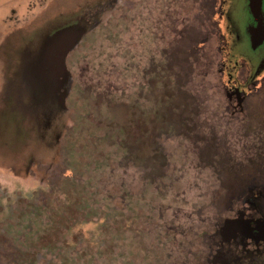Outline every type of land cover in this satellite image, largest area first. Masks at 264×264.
I'll list each match as a JSON object with an SVG mask.
<instances>
[{
    "label": "rangeland",
    "instance_id": "374dc122",
    "mask_svg": "<svg viewBox=\"0 0 264 264\" xmlns=\"http://www.w3.org/2000/svg\"><path fill=\"white\" fill-rule=\"evenodd\" d=\"M218 4L0 0V264H264V70Z\"/></svg>",
    "mask_w": 264,
    "mask_h": 264
},
{
    "label": "flooded vegetation",
    "instance_id": "af4514ba",
    "mask_svg": "<svg viewBox=\"0 0 264 264\" xmlns=\"http://www.w3.org/2000/svg\"><path fill=\"white\" fill-rule=\"evenodd\" d=\"M219 9V19L218 22L220 23L221 28V21L224 18L225 19V27H226V38L229 45V51L230 54L233 55V50L239 51L238 54H241L243 50H241L243 47V44L246 43V41L249 42L251 50H254V53L250 54H241L242 57L245 59V62L243 63L242 67L246 69L247 77L246 80L242 85H249L255 84L258 81L259 75H263L262 70H264V0H219L218 4ZM223 9V12L220 14V10ZM245 9V10H244ZM216 15V13H215ZM222 30V28H221ZM72 30H67L64 32V37H68V33H70ZM74 31L70 33L71 38H73ZM222 34L223 31L221 32ZM241 48H240V47ZM45 46L41 48V50L44 49ZM52 50L53 47H50ZM60 47H55L52 52V62L51 64L45 63L44 66L46 67H53L60 68L62 67L63 70L66 69L63 55L64 52L60 53ZM239 48V49H238ZM48 49V48H47ZM259 49H262L259 51ZM63 53V54H62ZM258 53V54H257ZM228 56H230L228 54ZM238 63V62H234ZM48 64L49 66H47ZM6 67V66H5ZM26 66H23V68ZM228 77L231 79L233 78V73L228 72ZM7 82L8 85L10 84V77L8 74ZM229 79V80H230ZM7 84V83H6ZM34 82H32V88H33ZM43 87H48L47 85H42ZM59 86L62 88V82L60 81ZM7 89H9L7 87ZM236 89H242L241 86L236 87ZM10 90V89H9ZM57 96L59 97L60 102H62V94L58 95L57 93L53 96H50L47 100V103L50 99H53V97ZM54 97V98H55ZM56 100V99H55ZM53 99V101H55ZM50 103V102H49ZM59 103V102H58ZM26 104H24L25 107ZM50 106V104H49ZM59 107V105H56ZM60 108V107H59ZM57 111H59L58 108H54L52 110L47 107L45 109V112H50L51 116L56 114Z\"/></svg>",
    "mask_w": 264,
    "mask_h": 264
},
{
    "label": "crops",
    "instance_id": "0c3cea01",
    "mask_svg": "<svg viewBox=\"0 0 264 264\" xmlns=\"http://www.w3.org/2000/svg\"><path fill=\"white\" fill-rule=\"evenodd\" d=\"M53 52V51H51ZM49 66L48 64H46ZM51 67H46L44 64H30L24 67L23 69V74H25V83L27 81V85L29 84L30 87H32V82H34L33 87L36 89V86H42V85H47L48 87L45 86L43 88L45 96L50 97L55 95L56 93L58 95L62 94V88L59 86L60 81L62 82L65 81L67 78L65 77V70H63L62 67L56 68L50 65ZM4 76H7L6 74ZM66 79H65V78ZM8 78V76H7ZM65 80H64V79ZM6 85V82L4 83ZM61 107V103H60ZM62 109V108H61Z\"/></svg>",
    "mask_w": 264,
    "mask_h": 264
},
{
    "label": "water",
    "instance_id": "95a60500",
    "mask_svg": "<svg viewBox=\"0 0 264 264\" xmlns=\"http://www.w3.org/2000/svg\"><path fill=\"white\" fill-rule=\"evenodd\" d=\"M60 47H61V45H60ZM60 49V53L61 52H64V54H65V50L64 49H61V48H59ZM63 54V53H62Z\"/></svg>",
    "mask_w": 264,
    "mask_h": 264
},
{
    "label": "trees",
    "instance_id": "16d2710c",
    "mask_svg": "<svg viewBox=\"0 0 264 264\" xmlns=\"http://www.w3.org/2000/svg\"><path fill=\"white\" fill-rule=\"evenodd\" d=\"M231 63H232V62H231ZM231 63H230V64H231ZM231 65H232V64H231ZM96 223H97V222L93 221V224H96ZM80 224H81V223H80Z\"/></svg>",
    "mask_w": 264,
    "mask_h": 264
}]
</instances>
